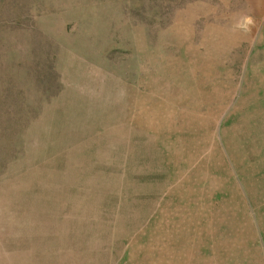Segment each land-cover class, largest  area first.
<instances>
[{
	"label": "rangeland",
	"instance_id": "1",
	"mask_svg": "<svg viewBox=\"0 0 264 264\" xmlns=\"http://www.w3.org/2000/svg\"><path fill=\"white\" fill-rule=\"evenodd\" d=\"M0 264H264V0H0Z\"/></svg>",
	"mask_w": 264,
	"mask_h": 264
}]
</instances>
